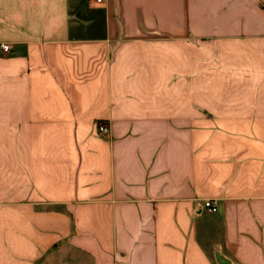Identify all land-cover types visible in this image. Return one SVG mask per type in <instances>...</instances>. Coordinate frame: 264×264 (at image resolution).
<instances>
[{"label":"crops","instance_id":"0c3cea01","mask_svg":"<svg viewBox=\"0 0 264 264\" xmlns=\"http://www.w3.org/2000/svg\"><path fill=\"white\" fill-rule=\"evenodd\" d=\"M3 45L0 264H264V0H0Z\"/></svg>","mask_w":264,"mask_h":264},{"label":"built area","instance_id":"2783aa9c","mask_svg":"<svg viewBox=\"0 0 264 264\" xmlns=\"http://www.w3.org/2000/svg\"><path fill=\"white\" fill-rule=\"evenodd\" d=\"M92 1L97 5H101L106 0H92ZM0 48L2 52H6L8 50V47L6 45L1 46ZM96 130L99 136H105L107 134V127L104 124L98 123L96 126ZM202 207L209 213H215L217 211L215 203L213 201H205Z\"/></svg>","mask_w":264,"mask_h":264}]
</instances>
